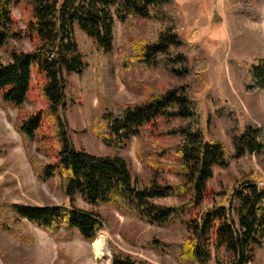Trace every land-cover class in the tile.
<instances>
[{
    "label": "trees",
    "instance_id": "trees-1",
    "mask_svg": "<svg viewBox=\"0 0 264 264\" xmlns=\"http://www.w3.org/2000/svg\"><path fill=\"white\" fill-rule=\"evenodd\" d=\"M174 3L0 0V50L9 57L7 62L0 61V104L18 111L15 130L33 170L44 181L58 178L69 198L68 205L0 204V226L6 232L15 234L13 228L25 220L59 240L71 239L77 232L94 243L106 229V220L94 210L79 208V196L92 207L113 206L153 226L182 225L180 241L154 239L150 243L178 264H250L256 250L264 248V184L246 178L235 185L226 201H218L209 188L215 168H228L232 160L246 154H264L262 126L249 124L243 132H231V153L222 141L206 139L200 104L191 85L153 92L134 104L118 105L109 97L104 77L112 68L116 20L128 29L137 20L162 27L149 37L133 39L129 49L120 51L122 71L154 69L180 79L195 77L202 83L200 73L206 69V61L192 62L178 52L185 41ZM15 7L22 10L24 31L14 17ZM75 28L92 40L99 54L98 93L103 109L93 118V133L112 149H125L132 138L139 139L136 153L145 169L141 177L132 175L124 158L91 154L73 143L67 118L68 76L86 69ZM24 38L31 46L28 51L14 44ZM244 82L248 90L264 93V57L251 63ZM34 91H38L42 106L29 111L26 104ZM145 137L153 141H144ZM35 143L40 145L38 151L53 158L51 162L34 159L31 149ZM167 198L178 203H157ZM111 262L144 264L117 249H112Z\"/></svg>",
    "mask_w": 264,
    "mask_h": 264
},
{
    "label": "rangeland",
    "instance_id": "rangeland-1",
    "mask_svg": "<svg viewBox=\"0 0 264 264\" xmlns=\"http://www.w3.org/2000/svg\"><path fill=\"white\" fill-rule=\"evenodd\" d=\"M172 7L178 11L180 36L185 41L178 52L186 54L192 62L206 61V69L200 73L202 83L195 77L180 79L154 69L122 71L118 62L120 51L129 49L133 39L149 37L162 27L157 22L137 20L128 29L116 20L112 68L108 77H104L109 97L118 105L134 104L144 101L153 92L191 85L200 104L201 128L206 139L222 141L232 153L231 132H243L249 124L264 128V93L248 90L244 82L251 63L264 57V0H175ZM13 14L24 31L20 7H15ZM74 35L86 69L82 74L68 76L67 118L73 143L77 149L91 154L118 155L126 160L134 177H141L145 169L136 153L139 139L132 138L125 149H112L93 133V118L103 109L98 93L99 54L92 40L81 30L75 28ZM14 44L25 51L31 49L27 38ZM8 60L6 52L0 50V61ZM41 106L39 93L34 91L26 109L36 111ZM17 117L16 109L0 104V204L68 205L69 198L63 194L59 179L44 181L33 170L22 138L15 130ZM143 140L153 141L148 137ZM38 147L39 144L32 145L34 159L51 162L53 158L38 151ZM168 178L175 181L171 176ZM246 178L264 184V154H246L232 160L228 168H215L209 188L217 194L218 201H226L235 185ZM157 203L169 206L178 201L167 198ZM76 204L83 210L100 213L106 220V229L97 238L101 240L100 253L77 232L71 239L59 240L24 220L13 228L15 234L0 226V264H112V249L144 264H178L173 256L156 251L150 243L154 239L180 241L184 228L179 223L153 226L113 206L92 207L79 196ZM250 264H264V248L256 250Z\"/></svg>",
    "mask_w": 264,
    "mask_h": 264
},
{
    "label": "bare ground",
    "instance_id": "bare-ground-1",
    "mask_svg": "<svg viewBox=\"0 0 264 264\" xmlns=\"http://www.w3.org/2000/svg\"><path fill=\"white\" fill-rule=\"evenodd\" d=\"M101 240L99 239V240H97V241H95L94 243H93V246H94V248L100 253V251H101Z\"/></svg>",
    "mask_w": 264,
    "mask_h": 264
}]
</instances>
